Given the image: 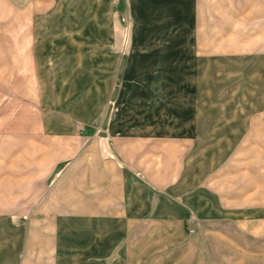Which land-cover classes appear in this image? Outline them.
Returning a JSON list of instances; mask_svg holds the SVG:
<instances>
[{"label":"rangeland","instance_id":"rangeland-1","mask_svg":"<svg viewBox=\"0 0 264 264\" xmlns=\"http://www.w3.org/2000/svg\"><path fill=\"white\" fill-rule=\"evenodd\" d=\"M36 1L37 6H30L31 0H0V237L19 228L26 240L36 224L52 222L58 229L55 242L72 243L83 225V211L94 208L97 198L94 193H52L64 164L59 163L51 177L50 173L58 162L88 151L91 141H109L107 129L117 110L122 68L145 40L136 32L145 13L140 9L135 19L127 0H68L69 6H63L65 0H34L35 5ZM197 2L187 4L186 12L192 23L186 42L194 62L181 76L195 85L183 87L190 92L181 96L187 110L175 122L190 126L176 135L181 149H167L166 157L172 167L178 162L185 188L198 193H163L189 214L174 215L172 210L165 226L145 219L150 221V245H134V253L140 255L117 264H264V0ZM31 28L48 36L38 38L42 65L38 64L37 95L31 97H48L44 64L50 53L45 52L65 44L68 34L63 33H69L71 46L75 40L89 51L103 47L109 59L117 61L111 97L96 102L87 95L91 87L74 79L75 85L66 86L71 100L31 102L24 95L29 86L15 78L20 62L27 61L20 56H26L29 37L24 32ZM175 28H158L155 40L174 35ZM110 31L115 35L108 36ZM180 56L182 62L184 55ZM170 103L167 112L173 108ZM93 126L94 134L89 130ZM207 191L211 193H203ZM104 200L120 205V194L98 198V205ZM192 228H198L196 237ZM176 238L188 242L168 245ZM191 239L196 243L190 245ZM123 247H117L118 254ZM149 254L150 260L143 262ZM103 262L113 264L110 257Z\"/></svg>","mask_w":264,"mask_h":264},{"label":"crops","instance_id":"crops-1","mask_svg":"<svg viewBox=\"0 0 264 264\" xmlns=\"http://www.w3.org/2000/svg\"><path fill=\"white\" fill-rule=\"evenodd\" d=\"M127 1L135 19L138 18V11L143 8L145 18L136 32L139 31L138 38L141 36L145 40L138 43L139 52L133 59L129 57L122 68V86L116 99L117 110L113 113L107 129L109 141L103 142L99 138L91 141L88 151L79 152L74 160L58 162L50 173L51 177L59 163L64 164L58 176L61 177L52 193H94L97 198L94 208L89 206L85 209L87 211H83V225H79L72 243L63 239L55 242L54 230L58 229L52 222L36 224L26 240L21 237V229L11 228L13 233L9 236L12 237H0V264H104L103 260L108 257L113 264L130 261L135 255H140L134 253V245H150V237H147L151 229L150 221L145 219L161 221L165 226L170 219V211L173 210L174 215H180L179 212L189 214L186 208L163 193H198L191 190V187L185 188L181 171L176 168L178 162L172 167L170 158L166 157L167 149H181L182 142L177 141L176 135L183 130L187 132V126H190L188 124L182 127L175 122L187 110L186 102H182L181 96H189L190 92L183 87L195 85L192 79L185 81V77L182 79L181 76L186 68L192 67V61L194 62L193 57H190L192 48L186 42L192 34L189 31L192 28L191 19L186 14L187 4L196 6L198 2ZM62 2L63 6L70 5L68 0ZM29 4L37 6V1L36 5L34 0ZM108 4L111 5V1ZM155 7L162 9H154ZM66 11L62 9V13ZM67 17L69 18L68 14ZM169 18H172V22ZM144 22L147 24L145 27ZM164 26H174L177 31L174 35H164L157 42V30ZM18 32L17 37L21 39L22 32ZM26 32L24 33L29 37L28 46H25L26 56L21 55L20 60L26 58L27 61L20 62L21 66L15 73V78L16 81L23 80L29 86V94L25 92L24 95L29 96L31 102L53 99L60 101L63 98L71 100L70 90L66 86L75 85L71 82L74 79L78 84L91 87L87 95H91V99L96 102H106L111 97L117 82L119 64L114 58L109 59L110 55L103 47L94 46L93 51H89L75 40L71 46L69 33H63L68 34L62 42H65L64 45L52 47L51 51L45 52L50 53L44 64L48 71V80L45 81L48 97H31L37 95L38 89V38L48 36L39 34L38 28H31ZM109 34L108 36H114L115 32L110 31ZM116 35L118 38V32ZM61 39H64V35ZM20 49L23 50L22 47ZM180 54L184 55L182 62ZM41 65L42 63L39 64ZM167 103L173 107L170 112L166 111ZM91 128L89 130H93L94 134L96 126ZM77 150H81L80 146ZM33 182L36 183V180L33 179ZM33 186L36 189V184ZM118 194L120 205L114 206L112 200H104V205H98V198H111ZM86 214L88 219L85 218ZM156 228L159 229L160 225ZM197 229L192 228L191 235H197ZM187 239L176 238L167 243L172 247H181L187 244ZM191 240L190 245L193 241L196 243ZM119 245L124 247L118 254ZM149 256L151 255H146L142 261H149ZM176 260L183 259L177 257Z\"/></svg>","mask_w":264,"mask_h":264}]
</instances>
